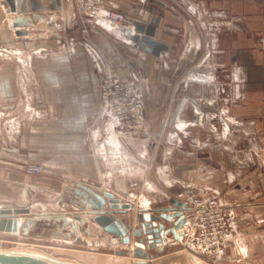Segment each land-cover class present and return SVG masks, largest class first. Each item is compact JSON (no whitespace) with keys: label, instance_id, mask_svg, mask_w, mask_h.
<instances>
[{"label":"crops","instance_id":"1","mask_svg":"<svg viewBox=\"0 0 264 264\" xmlns=\"http://www.w3.org/2000/svg\"><path fill=\"white\" fill-rule=\"evenodd\" d=\"M38 1L52 6L21 35L0 0V203L71 221L59 234L23 236L80 239L96 264H135L132 247L114 244L87 214L83 186L131 202L119 216L136 226L140 207L170 205L192 183L234 211L236 236L219 264H264V0H105L131 33L136 21L156 25L154 37L169 45L158 55L79 14L74 0ZM54 19L66 29L55 33ZM108 65L144 85L149 136L98 117ZM29 162L44 170L29 173ZM180 243L148 264H184Z\"/></svg>","mask_w":264,"mask_h":264},{"label":"water","instance_id":"2","mask_svg":"<svg viewBox=\"0 0 264 264\" xmlns=\"http://www.w3.org/2000/svg\"><path fill=\"white\" fill-rule=\"evenodd\" d=\"M16 12L12 19L14 26H22L17 29V34H27L28 27L32 26L44 11L52 5L42 3L38 0H5ZM15 4V5H14ZM135 31L127 27L126 33L138 42L141 47L158 55L162 50L169 48V45L154 37L155 24H144L136 21ZM87 199V214L92 215L93 220L104 227L109 233L118 237L119 241L132 247L135 264H148L155 255L168 251L173 241L180 240L184 234L181 229L187 220L186 211L189 209L179 198H171L170 205L159 207H140L138 209L136 226L129 225L127 218L119 216L126 209H131L133 204L129 201H122L110 191H98L88 186H83ZM28 208L13 207L8 203H0V232L16 236L19 231L28 235L34 228H42L44 232L47 227L54 234H59L71 221L66 214L50 215L42 214L31 216ZM22 220L20 221V217ZM73 218L83 219L82 213H74ZM56 223V228L52 226ZM73 228H76L75 223ZM77 231V229H76ZM168 236V239H167ZM80 240V239H78ZM117 254L126 255L127 248L116 249ZM0 264H87L80 259L59 256L46 252L29 250H5L2 248L0 239Z\"/></svg>","mask_w":264,"mask_h":264},{"label":"built area","instance_id":"3","mask_svg":"<svg viewBox=\"0 0 264 264\" xmlns=\"http://www.w3.org/2000/svg\"><path fill=\"white\" fill-rule=\"evenodd\" d=\"M79 14H89L95 23H109L126 32L129 24L123 11L106 6L105 0H74ZM55 33L66 29L63 21L50 24ZM81 30L89 31V22ZM101 105L98 117L118 132L147 137L150 129L146 122L144 85L124 79L114 66H106L99 76ZM25 169L32 174L44 170L41 163H27ZM177 197L189 207L190 213L182 226L181 244L194 255H207L216 259L227 253V243L236 236L234 211L227 209L219 197L207 195L200 185L186 183ZM1 239V238H0ZM2 240V239H1Z\"/></svg>","mask_w":264,"mask_h":264},{"label":"rangeland","instance_id":"4","mask_svg":"<svg viewBox=\"0 0 264 264\" xmlns=\"http://www.w3.org/2000/svg\"><path fill=\"white\" fill-rule=\"evenodd\" d=\"M150 135V134H149ZM23 232H21L20 236H5L0 235L2 239V248L5 250H20V249H32V250H40L51 254H56L59 256H69L74 257L80 260H84L86 262H93L96 264V258L98 255H92L89 251H86L84 246L79 244L78 240H72L71 243H60L57 239H53L48 237V235H44V237H33V236H23ZM124 245V244H123ZM170 246L168 247L169 250ZM174 250H182L180 259L184 262V264H219V259H214L207 255H196L202 258L199 263L195 261V257H193V253L190 250L184 249L183 245L180 243L174 247ZM100 256V255H99ZM100 258V257H99ZM95 260V261H94ZM99 263L101 261H98Z\"/></svg>","mask_w":264,"mask_h":264},{"label":"bare ground","instance_id":"5","mask_svg":"<svg viewBox=\"0 0 264 264\" xmlns=\"http://www.w3.org/2000/svg\"><path fill=\"white\" fill-rule=\"evenodd\" d=\"M187 206V205H186ZM188 211V210H187ZM20 219V221L22 220L21 218H19ZM75 235L77 236V233H75ZM167 239H168V236H167ZM181 240V239H180ZM112 242L114 243V244H116V243H122V242H120L119 241V239H118V237L117 236H115V235H112ZM124 244V243H123ZM125 245V244H124ZM125 246H127V245H125ZM20 250H29V251H35V250H32V249H20ZM37 252H44V251H40V250H36ZM116 252V251H115ZM47 253V252H46ZM127 253H128V250H127ZM133 253V252H132ZM193 257H195L194 259H195V261L197 262V263H199V261H200V259L202 260V258L201 257H199V256H196V255H194L193 254ZM200 258V259H199Z\"/></svg>","mask_w":264,"mask_h":264}]
</instances>
